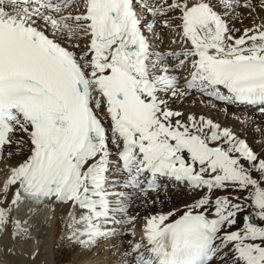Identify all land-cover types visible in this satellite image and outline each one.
I'll return each mask as SVG.
<instances>
[{
    "label": "snow or ice",
    "instance_id": "obj_1",
    "mask_svg": "<svg viewBox=\"0 0 264 264\" xmlns=\"http://www.w3.org/2000/svg\"><path fill=\"white\" fill-rule=\"evenodd\" d=\"M261 13L264 0H0V158L24 157L0 186V236L32 239L22 202L59 203L64 238L90 251L182 188L191 199L147 216L125 264H264V139L258 152L173 107L244 108L233 118L264 137ZM165 32L179 51L156 46Z\"/></svg>",
    "mask_w": 264,
    "mask_h": 264
},
{
    "label": "bare ground",
    "instance_id": "obj_2",
    "mask_svg": "<svg viewBox=\"0 0 264 264\" xmlns=\"http://www.w3.org/2000/svg\"><path fill=\"white\" fill-rule=\"evenodd\" d=\"M261 15L264 16V13H261ZM250 23V20L245 19L244 24H237V27L248 26ZM172 39L173 36L165 32L162 43L156 46L163 49H175L179 51L182 45L179 43H170ZM195 105L197 107H194ZM173 107L183 111L185 114L193 113L197 116L204 115L220 123L221 126H230L237 133L241 130L246 135L245 137L249 144H252L256 151L259 152L261 150L259 141L264 139V137L252 132L250 128L247 130L243 129L241 124L237 123L236 119L234 120L233 113H236L237 116L245 117V114L235 111L236 107H230L225 114L220 110L202 106L199 98L196 97L184 100L182 105L177 102L173 104ZM220 107L222 108L223 105ZM231 112L233 113L229 119L228 115ZM248 115H251V113H248ZM253 134H255V138L258 140V146L253 143ZM4 159L1 158L2 161L0 163V186L4 184L9 175L10 166H14L17 162L23 160L24 157L15 156L11 160L6 159V165H4ZM168 195L171 199L157 203L155 208H152L151 202L143 207L140 204L136 205L135 214L139 219L135 225L128 229L129 232H134V242H139L143 238L142 230L144 220L147 216L159 214L161 211L166 212L174 208H180L182 207V201L191 199L190 196L185 194L182 188L170 191ZM145 207L151 209L148 210ZM67 211L68 209L59 203H56L54 206L49 205L37 209L33 204L27 203L26 201L22 202L14 210V217L28 221V224L31 226L30 234L32 239L25 240L21 238L13 242L7 233L0 236V264H33L30 254L35 253L37 248L39 255L36 257L35 264H125V258L122 256V253L129 243L127 241V235H117L112 238L100 240L97 246L90 251H84L80 247L77 249L75 245L70 244L64 238L66 233L65 213ZM6 247H13L15 254H8L4 250Z\"/></svg>",
    "mask_w": 264,
    "mask_h": 264
},
{
    "label": "rangeland",
    "instance_id": "obj_3",
    "mask_svg": "<svg viewBox=\"0 0 264 264\" xmlns=\"http://www.w3.org/2000/svg\"><path fill=\"white\" fill-rule=\"evenodd\" d=\"M74 11H78V9H74ZM180 45H181V44H180ZM193 98H194V97L189 98V99H193ZM182 103H183V102H182ZM182 103L179 102L180 105H182ZM194 107H197V105H195ZM235 111L240 112V113H243L242 110H240L239 108H237ZM232 113H233V112H231V113L228 115L229 119H230V117H231L230 115H232ZM228 117H227V118H228ZM234 120H235V119H234ZM252 132H253V131H252ZM238 134H239L240 136H242V137H245V136H246V135L243 134V132H242L241 130H239ZM258 134H259V133H258ZM253 135H254V136H252V139L254 140V138H255V134H253ZM257 141H258V140H257ZM255 144H256V146H258V145H257L258 142L255 143ZM1 161H2V160H1V158H0V163H1ZM3 161H4V165H6L7 160L4 159ZM145 208L148 209V210L151 209V208H148V207H145ZM66 232H67V229H66ZM135 234H136V233H135ZM133 239H134L133 236H132V237H131V236H127V241H128V242H129V241H133ZM63 240H65V239H63ZM66 240H67V239H66ZM78 247H79V246H76L77 249H78ZM80 249H81V248H80ZM118 253H119V252H118ZM118 253H117V254H118ZM117 254H116V255H117ZM67 258H68V257H67Z\"/></svg>",
    "mask_w": 264,
    "mask_h": 264
}]
</instances>
